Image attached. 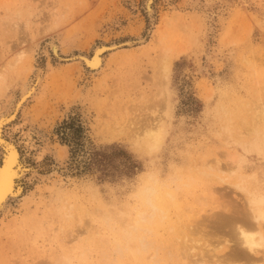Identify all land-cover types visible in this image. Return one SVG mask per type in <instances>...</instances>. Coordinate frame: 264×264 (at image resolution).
Instances as JSON below:
<instances>
[{
	"label": "rangeland",
	"instance_id": "1",
	"mask_svg": "<svg viewBox=\"0 0 264 264\" xmlns=\"http://www.w3.org/2000/svg\"><path fill=\"white\" fill-rule=\"evenodd\" d=\"M143 3L0 0V103L16 95L31 74L32 56L41 64H53L44 78L46 94L39 102L30 101L15 122L31 116L25 129L34 125L55 153L59 143L69 146L60 170L64 181L62 187L50 191L47 186L55 178L51 175L45 184L36 185L38 180L33 179L27 189L35 191L37 202L60 192L78 191L81 200H92L116 213L120 224V218L130 217L138 205L139 173L155 172L162 187L183 202L181 215L171 210L170 226L174 228H159L166 238L167 232L174 233L169 242L177 245L178 256H173L180 261L181 252L187 254V239L215 240L226 235L223 231L216 234L208 222L226 208L220 209L221 202L229 203L226 213L238 207L241 195L232 183L240 173L256 177L264 190V142L260 147L254 143L250 127L254 114L264 107V0H155L154 25ZM37 12H43V20L34 17ZM140 35L146 39L144 45L123 46L129 49L114 56L105 51L104 67L96 73L77 62H66L71 53L90 54L99 43L136 41ZM51 36L64 42L61 51L68 57L58 60L50 50L46 54ZM29 47L24 60L17 62L19 50ZM163 47L171 49L168 58L172 59L168 117L165 98H159L162 91L157 94L165 77L160 79L164 81L161 86L155 84L162 76ZM6 109L3 104L0 112ZM156 112L158 117L160 113L165 116L169 132L161 148L149 152L138 142L137 128L146 125L144 121L151 122ZM262 128L264 137V121ZM34 152L27 157L33 166ZM233 152L245 156L238 174L225 167L227 155ZM43 161L47 167L55 164L52 153ZM234 193L240 196L237 206L232 204L237 201ZM42 206L46 204L40 206L36 218L41 225L46 223L41 231L28 234L31 240L13 233L3 235L0 264H43L46 257L40 251L48 219ZM14 209L3 219L22 216V208ZM35 236L40 241H34ZM49 247L55 250L54 244Z\"/></svg>",
	"mask_w": 264,
	"mask_h": 264
},
{
	"label": "bare ground",
	"instance_id": "2",
	"mask_svg": "<svg viewBox=\"0 0 264 264\" xmlns=\"http://www.w3.org/2000/svg\"><path fill=\"white\" fill-rule=\"evenodd\" d=\"M154 1L144 0L143 3L151 25H154L155 22ZM49 10L50 8L46 10L47 14ZM42 13L37 12L34 17L43 20L41 18ZM37 19L35 20L37 21ZM136 38V41L128 39L121 43H114V41L109 44L99 43L94 46L90 54H69L71 56L66 62H77L82 65L83 69L86 68V70L96 73L104 67L105 51L116 54L119 51L129 49V47L122 48L123 46H131L136 42L139 43V46L145 44L146 39L144 36L140 35ZM59 40L52 36L48 39L46 43L48 48L46 51L48 52L46 54L50 50L58 60H62L65 58L63 56L67 55H64V52L61 51L64 42H59ZM28 49L32 48H21L19 50L17 62L24 60ZM170 51L169 47H163V56H160L161 63L159 65V72L163 77L161 76L159 80L157 78L158 83L155 81V84L161 86L164 81L160 79L165 77L163 89L159 90L157 88V94L162 91V95H160L163 98H159L162 100L165 98L164 101L166 102H163V104H166V117L171 115L169 113V82L172 59L168 58L170 57L168 55ZM122 57H124V54ZM52 65L51 63L41 64L35 56H32L31 74L16 95L5 98L7 103L3 102V104L7 106V109L0 112V240L3 235L9 233L17 234L21 239L24 235L26 240H31L32 238L31 236L28 237V234L34 235L46 223L44 220L41 225V222L36 218L40 206L46 204L45 207L42 206L44 217L48 219L46 228L43 230L44 238L42 237L44 248L40 251L46 257L43 264H230L229 260H233L234 263L238 262L236 264H264V190L259 187L257 178L247 173H240L238 180L232 183L241 195L240 198L238 193H234L238 202L233 200L232 204L234 203L233 205L237 206L239 200L241 204H238L236 210L232 206L234 209L230 208V212L226 213L224 211L229 209L227 205L229 203L219 202L221 204L220 209L223 210L225 206L226 208L228 206V209L225 208L223 211L217 212L215 218L208 222L209 226L214 228L212 230L215 233L223 231L226 235L215 240L206 236V239L203 237L193 238L191 241L187 239L184 245L187 254L185 250L181 252L180 261L173 256V254L178 256L177 250L174 248L177 245L174 246V242H169L174 233L167 232L169 238H166L161 236L159 228L170 226L171 210L175 211L178 216L181 215L183 202L176 199L170 190L162 187L161 180L155 172H149L146 175L143 174L144 172L139 173V187L136 191L138 205L130 217L120 218V224H118L115 216L116 213L110 212L102 204H95L92 200H81L78 191L60 192L49 200L43 199L37 202L34 195L35 191L30 188L29 191L27 183L37 179L38 182L33 183L40 185L47 179L50 180L52 175L55 178L51 179V183L48 186L45 185V187L47 186L50 191L62 187L64 180L60 170L64 167L62 164H64V160L68 155L69 146L59 143V150L55 153L56 150L52 151L44 142V135L38 131L39 129L34 128V125L25 129L27 127L25 125L32 122H30V115L29 118L28 115L23 118L25 121L20 123H17L19 120L15 121L30 101L33 99L38 101L46 94L45 89L48 83H44V78L47 76L48 70L53 68ZM81 97L83 98V96ZM81 101L79 102L81 103ZM155 102L159 103L160 101ZM3 104L0 103V108ZM164 108L161 109L162 113ZM156 115L155 118H151V122L144 121V123H147L146 125L141 121L144 126L142 125L141 128L138 126L137 128L139 130L137 131L138 142L149 152L158 151L169 132L168 123L164 120L165 116L162 117L161 113L160 117H158L159 113L157 117ZM263 121L264 107L259 113L254 114L253 122L250 124L254 143L258 147H260L261 142H264V137L261 134ZM8 125H11V128L9 127L10 131L6 133ZM17 131L21 133L18 134L19 137L15 135ZM135 143L137 144V142ZM32 152H34L35 166L28 164L27 160L29 155L32 156ZM51 153L55 164L47 167V162L45 163L43 160L47 154ZM244 161V154L233 152L227 155L228 163L225 164V167L238 174ZM216 162L215 164L218 165L219 169L222 168L220 158L216 157ZM47 168L50 169H48L50 173H46ZM191 178L193 177L191 176ZM220 178L223 179V177ZM191 184H193V180L187 183V185ZM184 190L185 188H183ZM70 197L74 199L71 200ZM113 204L116 205V201ZM208 204L211 205L209 201ZM217 205L219 204L217 203ZM17 207L22 208L24 211H22V216L8 217V220L3 219ZM173 212L172 214L175 213ZM192 214H194V211ZM186 215L189 219L190 214ZM192 218H195V215ZM206 219L208 218L201 221H206ZM169 228L173 229L174 226ZM33 239L34 241L35 239L40 241L38 236L33 237ZM53 244L55 250H50L49 246ZM31 245L33 249H36L33 243Z\"/></svg>",
	"mask_w": 264,
	"mask_h": 264
}]
</instances>
